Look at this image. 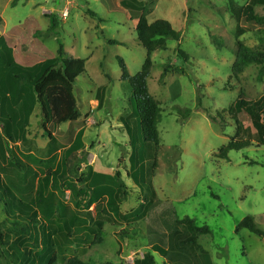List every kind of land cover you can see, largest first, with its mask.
I'll use <instances>...</instances> for the list:
<instances>
[{
	"label": "rangeland",
	"instance_id": "374dc122",
	"mask_svg": "<svg viewBox=\"0 0 264 264\" xmlns=\"http://www.w3.org/2000/svg\"><path fill=\"white\" fill-rule=\"evenodd\" d=\"M151 2L0 0V38L22 65L34 66L38 75L45 60L59 57L60 46L72 59L86 61V72L75 84L80 120L86 126L85 151L75 156L79 162L71 158L78 165L74 179H81L87 165L104 173L120 170L129 192L122 213L145 207L141 221L132 220L130 225L107 222L102 241L96 231L75 234L66 254L90 264H134L154 245L168 249L174 240L176 220L189 216L198 226H208L212 231L200 238L208 254H199L195 264H264V239L247 229L238 230L248 217L264 230V146L256 135L242 130L240 138L253 145L229 152L228 159L218 157L236 135L235 120L228 114L230 107L240 94L249 102L264 96V78H258V66L251 65L238 78L232 77L236 40L250 48H261L257 33L264 26L243 24L245 32L239 37L237 22L222 0ZM250 2L253 0H239L241 5ZM131 5L148 6L149 21L168 20L181 32V40L168 41V50L156 51L151 58L148 88L163 109L157 166L151 168L152 161H148L145 170L129 177L132 148L125 121L129 120L134 129L137 150L147 151L131 104L133 90L123 79L120 64L122 59L130 75L136 76L147 59L136 32L142 11ZM179 50L187 57L180 56ZM186 109H191L188 118L182 114ZM233 114L243 123L250 121L244 111ZM42 119L37 104L24 134L16 137L17 143L7 141L0 125L8 152L7 160L0 157V186L8 187L26 203L40 192H54L70 211L95 223L106 214L101 218L95 206L77 209V200L63 182L56 189L47 179L69 149L65 135L70 125L54 129L51 139ZM12 214L0 203V227L7 243L0 248V264H45L57 250L44 247L45 242L32 228L21 231L8 221ZM126 231L130 236L124 240ZM155 256L158 264H164Z\"/></svg>",
	"mask_w": 264,
	"mask_h": 264
},
{
	"label": "trees",
	"instance_id": "16d2710c",
	"mask_svg": "<svg viewBox=\"0 0 264 264\" xmlns=\"http://www.w3.org/2000/svg\"><path fill=\"white\" fill-rule=\"evenodd\" d=\"M155 0H152V4ZM226 3L228 12L237 22V35L244 34L243 24L264 26V0H253L244 5L239 4V0H222ZM130 6V4H125ZM149 5V4H148ZM142 14L136 25L138 41L147 52L146 62L136 76H131L126 64L120 59L123 79L127 81L133 90L131 104L135 115L138 116L139 126L144 137L146 153L137 150L138 141L134 129L129 120L124 122L128 135L132 154L130 156V169L128 176L133 173L145 170V164L152 161L153 169L157 166V159L161 147V137L159 124L162 121L163 109L160 103L150 94L148 88V78L152 71V55L156 51H167L168 41H180L181 32L174 29L173 25L164 19L150 22L148 15L150 10L147 7L131 5ZM262 11V13H261ZM2 19L0 18V21ZM56 25V22H54ZM2 21L0 28L2 27ZM13 29L12 31H14ZM263 44L261 48H250L241 41L236 40L234 52L235 63L232 68V77L238 78L245 70L256 65L259 69L258 78H264V30L257 33ZM180 56L186 58L187 55L179 50ZM41 65L44 69L37 75L35 67L22 65L14 56V50L5 44L0 38V125H2L7 141L17 143L16 136L23 135L35 108L40 105L42 110L43 128L51 139L52 131L62 124L69 123V131L65 135V141L69 144L61 164L56 170L47 176L52 184L57 185L63 182L65 189L71 191V195L77 200V209H95L102 218L90 224V222L80 217L78 213L70 211L67 205L59 199L56 193H39L38 196L29 203L19 201L11 193L10 189L0 186V203L6 211L12 214L7 217L21 231L32 228L36 236L45 243L44 247L56 249L57 252L46 261L45 264H90L79 257H69L66 252L68 245L72 244L75 234H92L96 231L98 239L103 240L107 234V222L115 220L130 225L132 220L141 221L145 207H138L132 212L122 213V203L129 195L123 174L117 170L114 174L99 172L92 165H87V172L81 174V179H74L78 174L76 162L71 161L77 153L85 151L83 135L86 122L81 121V113L78 108V101L75 96V84L80 76L86 72V61L82 59H72L63 46H60L59 57L45 60ZM246 112L250 121L243 123L235 118L233 113ZM183 117L191 115V109L182 111ZM230 114L236 123V135L230 143L223 148L218 157L228 159L229 152L239 151L248 148L253 143L248 139H241L242 130L248 131L258 137L260 146H264V96L255 102H249L240 94L239 99L230 107ZM124 121V120H123ZM7 149L2 132L0 131V157L7 160ZM75 160L78 161L75 157ZM57 157L52 159L53 166L56 165ZM79 162V161H78ZM122 166V161L119 167ZM53 170V169H51ZM134 181L136 179L134 178ZM149 191L153 192L151 187ZM154 208V207H153ZM13 219H17L14 220ZM36 226H31V223ZM96 224V225H95ZM41 225L43 229H41ZM37 226H40L39 229ZM247 229L253 234L264 239V230L257 227L255 221L248 217L239 226L238 230ZM208 226H198L195 219L186 216L176 220V227L172 232L174 240L166 249L157 244L151 247L143 257L138 256L134 264H158L155 254H157L164 264H195L199 254L207 255V250L200 243V238L211 234ZM130 236L125 232L123 239ZM130 240V239H129ZM7 245L3 240L2 229L0 227V248Z\"/></svg>",
	"mask_w": 264,
	"mask_h": 264
},
{
	"label": "crops",
	"instance_id": "0c3cea01",
	"mask_svg": "<svg viewBox=\"0 0 264 264\" xmlns=\"http://www.w3.org/2000/svg\"><path fill=\"white\" fill-rule=\"evenodd\" d=\"M5 26V25H4ZM15 29V28H14ZM13 30V29H12ZM6 32H5V28H4V30H3V38H5V36H6ZM16 59V58H15ZM18 60V59H17ZM17 137V136H16Z\"/></svg>",
	"mask_w": 264,
	"mask_h": 264
},
{
	"label": "built area",
	"instance_id": "2783aa9c",
	"mask_svg": "<svg viewBox=\"0 0 264 264\" xmlns=\"http://www.w3.org/2000/svg\"><path fill=\"white\" fill-rule=\"evenodd\" d=\"M68 14V12H65V16Z\"/></svg>",
	"mask_w": 264,
	"mask_h": 264
}]
</instances>
